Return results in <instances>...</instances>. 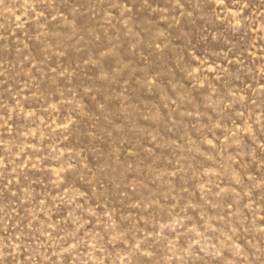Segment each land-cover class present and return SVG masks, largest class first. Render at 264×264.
I'll use <instances>...</instances> for the list:
<instances>
[{
  "label": "rangeland",
  "instance_id": "1",
  "mask_svg": "<svg viewBox=\"0 0 264 264\" xmlns=\"http://www.w3.org/2000/svg\"><path fill=\"white\" fill-rule=\"evenodd\" d=\"M0 264H264V0H0Z\"/></svg>",
  "mask_w": 264,
  "mask_h": 264
}]
</instances>
